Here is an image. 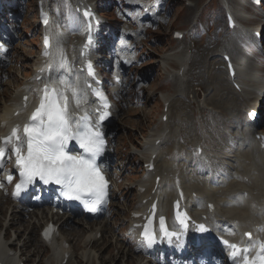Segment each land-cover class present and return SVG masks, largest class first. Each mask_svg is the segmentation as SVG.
I'll list each match as a JSON object with an SVG mask.
<instances>
[{"label": "rangeland", "instance_id": "1", "mask_svg": "<svg viewBox=\"0 0 264 264\" xmlns=\"http://www.w3.org/2000/svg\"><path fill=\"white\" fill-rule=\"evenodd\" d=\"M87 1L95 9L101 21L102 31L99 39L102 44L94 53L98 67L103 68L100 72L106 73L107 76L104 77H107L108 82H112L114 62L119 59L118 44H122L121 38L126 32L129 38L126 44L129 45L133 65L122 74L119 87L125 90L123 97L118 99L111 92L114 105L120 106V113L112 122L110 135V148L115 152L110 160L112 168L109 172L114 181L112 205L103 218L85 220L87 226L91 224L97 226L101 220L109 221L110 228L104 234V239H101L99 247L90 245L85 249L80 247L75 249L70 243L72 258L69 264H79L77 260L78 257L81 258L80 255L83 252L90 255V259L88 262L82 259L83 262L80 264H102L99 260L94 262V254L106 258V264H114L117 260L110 261V256L118 255L119 250L112 248L113 244L121 243L122 248L131 247L135 251L139 244L137 238L132 236L130 229L132 210L136 209L134 206L138 204L139 198L137 189L129 188V186L132 183L136 185L145 177L147 167L145 160L139 162L137 161V159L140 160L139 157L132 155L136 151L134 147L140 148L147 139L148 133L167 128L170 133L168 136H172V141L166 149L175 154H182V159L178 161L180 166L184 165V169L188 167V169L197 170L214 162L215 167L204 174H199L200 177L205 180L212 176V170H215L218 176H224L226 165L222 162L223 156L236 152V143L240 137L236 133L226 136V133L237 128V124L232 123L231 117L237 114L245 117L248 108L256 105V101L252 100L245 104L244 109L237 110L234 102L237 98L235 95H229L225 101L217 95L226 93L234 87L232 80H228L229 75L223 55L228 53L233 62L238 64L240 71H246L252 67L254 70L257 69L256 74L264 76V52L256 51L255 40L247 38L248 40L242 41L235 32H232L234 29L229 27L227 20L228 12L232 11L225 6V0H218L219 3L216 0ZM40 2L44 3L45 9L50 11L53 19L51 26L53 37L57 38L62 33L66 34L69 40L77 38L83 40L86 32L81 22V9L76 7L74 0H7L5 13L0 15L2 18L0 40L9 43L11 49L6 55L4 74H1L3 87L0 89V127L5 107L14 102L12 96L18 94L17 92L26 81L35 78L34 68L41 61L39 55L45 29L39 22ZM236 6L237 4H232L233 11L236 9L237 12L247 16L246 9ZM146 7L150 8L148 12L145 10ZM150 13L153 15L149 16ZM240 25L255 30L260 25H264V17L260 22H246ZM176 31H182L184 38L177 39ZM262 36L261 40L264 44V31ZM224 41L240 43V47L250 58L247 66L244 65L241 53L226 49ZM57 48L58 53L63 56L57 61V68L67 69L69 66L68 44L62 42ZM254 51L255 54L251 57ZM168 54H179L188 60L186 68L181 71L178 78H173L171 74L180 70L178 64L173 67L168 64L165 66L161 62ZM61 62L65 63V67H59ZM104 66H108V70H105ZM183 82H187L189 87L187 88ZM235 82H240L239 77ZM182 85L186 89L179 96L176 91ZM220 89L226 91H220ZM6 92L8 95H5ZM34 92H36L35 89ZM153 92L156 97L151 100ZM167 98L175 99L176 103L170 105V101H166ZM261 101V121L255 132L264 133V101L263 99ZM181 110H183V118L187 121L182 125L179 121L181 118L177 115ZM203 110H208L213 115L204 117L201 123H194L195 119L202 116ZM222 113L228 114L220 120L216 119ZM170 117L171 121H169ZM211 123L214 125L206 131L207 125ZM254 133L250 134L254 135ZM198 147H201L202 151L198 150ZM188 158H200L201 161L196 160L192 166H189ZM203 159L205 164H202ZM172 160L175 162V157H172ZM6 201L3 204L5 208L7 207L6 217L5 221L0 223V232L2 231L6 240H15L19 244V247L16 245L14 247L20 250V259L24 264H47L45 262L48 247L38 246L40 242L34 240L27 246V251H22L20 247L25 242L28 231H20V236L17 237L15 228L19 224L12 225L7 230L5 224L11 219L12 201L11 199ZM56 219H54L55 222ZM70 227L61 224L60 235L64 236ZM122 227L124 228L121 229ZM39 231L40 227L35 230L36 238ZM86 232V235L90 233L88 229ZM98 237L102 238V234ZM102 247L103 249L100 250ZM35 249L39 250V253L32 254ZM136 255L143 256L145 263L152 260V264H155V257L160 258L162 252L149 256L138 251ZM213 258L212 260H215ZM196 261L203 264L200 258Z\"/></svg>", "mask_w": 264, "mask_h": 264}, {"label": "bare ground", "instance_id": "2", "mask_svg": "<svg viewBox=\"0 0 264 264\" xmlns=\"http://www.w3.org/2000/svg\"><path fill=\"white\" fill-rule=\"evenodd\" d=\"M74 2L76 7H79L80 9H83L84 6L85 8L87 6H91V4L86 0H74ZM216 2L219 3L218 0H216ZM227 2L230 4L232 2L237 4V8L242 7L243 9H255V7L249 5L247 2L243 3L239 0H227ZM229 9L231 10L232 8ZM231 14L237 23L232 32H235V34L239 36L242 41L248 40L247 38L256 40L253 36L254 31L251 28H247L245 33H243L241 27L239 26V23H248L250 21L243 16L242 13H237L236 10H234ZM97 21L98 17H96L95 22ZM52 24L53 20L51 17V22L45 29L47 34H51L50 27ZM124 35L128 36V33L126 32ZM62 36L63 38H58V40H63V42L68 44V54L69 57H71L67 72H58V69L54 65L56 60L54 51L56 48V42H54L48 57H44L42 55V51L40 53L41 59H44V63H46L45 68L43 69L42 65H39L35 69L38 74L45 75L47 72H50V76H46L40 84L38 83L39 87H37V81H28L25 84V87L20 92H17L18 94L12 96L14 98V102L8 104L2 113L0 136L3 137L5 135L6 137L9 134L4 132L8 129V127H12V129L17 130V126L21 125V132L18 133L21 141H16V145L20 147L23 153H26L27 151V142L23 131L24 126L31 122V115L44 98L46 87L48 92L52 88L59 92L63 104L65 103L64 97H67V109L70 111V117L76 118L77 116L86 113L93 116L96 115V100L92 95H90L87 82L90 81L93 83H100L101 77L99 74H96L95 76L89 78L86 76L84 71L83 73L81 72L83 66H85L91 55L89 50L85 53L82 51L85 44V38L83 41L78 38L75 40H69L67 36ZM212 36H214V34H212ZM224 42L226 49L235 53H241L244 64L249 63L250 58L246 55V51L244 53L239 42ZM99 45H97V48ZM256 45L258 51L261 48L264 50L263 43L260 42L259 46L258 42H256ZM127 49V46L121 47L122 53L120 54V59L117 62L118 70L123 68L121 60L124 57H129L125 53ZM254 54L255 51L251 54V57H253ZM4 58L5 57L2 56L0 52V73L3 71L1 62ZM161 62L164 63L165 66L168 64L173 67L178 64L180 70L171 73L173 78H178L181 71L184 70L188 64L187 58L179 54L165 55ZM237 71L238 72L234 77V82L236 81V78L239 77L240 82H238V85L240 87H238V90L237 87H235L236 89L233 87L232 90L227 91L225 89H220V91L224 90L226 93L217 95L224 101L229 98V95H235L237 98H235L234 102L237 110L244 109L245 104L255 100L256 105L248 108L246 111V114H248V111L256 108L258 103H260L261 99L264 97V76L256 74L254 71ZM228 80H232L230 76L228 77ZM114 82L115 80L112 81L113 88L115 89L113 92H115L117 96L121 97L124 90L119 88L117 84H114ZM183 83L186 84L187 88L189 87L187 82ZM35 88L39 89L35 99H33L31 93ZM185 89L186 88L182 85L176 93L180 96L185 92ZM74 91L75 95L73 94ZM5 95H8V92H6ZM25 95H29L30 97L27 100H24ZM155 97L156 94L153 92L151 100L155 99ZM166 101H170V105H174V103H176L175 99L172 98H167ZM183 104H185V102ZM112 111L113 117H117L120 112V106H114ZM182 113L183 110L178 111L177 113V115L181 118L179 119L181 125L187 123V121L183 118ZM226 114L228 113H222L220 116L216 117V119L220 120L224 118ZM210 115H213V113L208 110H203L202 116L195 119L194 123H201L204 117ZM113 117L104 124L105 131H109L112 127ZM171 120L172 118L170 117L169 121ZM231 121L232 123L237 124V128L229 133H226V136L229 137L232 133H236L240 136L238 137L239 141L236 143V152L226 156L224 155L223 162L226 165V172L224 173V176L217 179L219 174H216L215 170H212V178L210 182L208 180L202 181L201 177L198 175L200 173H204L205 171L208 172L209 168H212L213 166L207 165L206 167L199 168L196 171L193 169H184V165L180 166V163L178 162L182 159L181 153L175 154L166 149L167 145L172 141V136H168L170 133L167 128H162L159 132L148 133L146 135L147 139L144 141L142 146L140 148L137 146L134 147L136 151L132 155L139 157L140 160L137 159V161L140 162L145 160L148 168L151 163L154 167L152 170H148L146 176L139 180L136 185L132 183L129 186V188L134 187L138 190L136 193L139 198L138 204L134 206L136 209L133 211L131 218V234H136L139 238L141 228L138 227L137 224L140 221H144L146 217L151 215H153L158 222H160L162 217H169L171 224L174 225L170 215L173 213L174 206L180 205L182 208H189L192 216L197 222L208 223L212 226L217 235L223 237L228 242V244L219 243V245H216L210 238L202 237L200 246L202 245L205 248L197 250L195 245L196 239L191 238L192 252L189 254L191 255L189 260H186V258L180 259L176 251L166 249L162 252L164 257H160L158 259V264H168L170 262L173 264H200L196 261V258L201 256L205 249L218 251V248L220 247H223L226 250V254L223 259V262H226L228 260L229 253L233 249L231 245L240 247L243 256H254L259 251L264 254V251H262L260 247L261 244H264V148L262 147V144L255 139V136L249 134L250 132L254 133L257 129V124L260 123L261 116H259L258 121L255 124L249 122L246 116L244 117L240 114L232 116ZM213 125L214 123L207 125L206 131H209ZM114 154L115 152L109 149V162L107 161L102 164L105 169H110V166L112 168L110 160H112ZM171 157H175V162L171 159ZM106 158H108V154ZM196 160L199 162L201 161L200 158H192L189 160L190 164H194ZM202 164H205L204 159ZM213 164L214 166L216 165L214 162ZM158 178H160L159 181ZM120 179L122 180L121 177ZM183 191L185 193H183ZM130 192L131 191H129V193ZM9 197L10 196L6 194L5 190L0 192V223L5 221L7 207L5 208L3 204L4 202H7L6 199L8 200ZM210 204H212V206ZM13 205L11 219L7 221L6 225L10 227L12 225L19 224L18 227L15 228L17 237L20 236V231H28L25 242L20 247L22 251H27V246L34 240L40 242L39 246L45 244L44 242V244L42 243L40 235L38 238L35 237V230L40 226H44L48 221L47 219H49L48 217L53 219L56 216L54 214L50 215L49 213H46V207H48L51 212L54 207L64 208L65 211L57 218V222H61L63 226L71 227L65 232L62 238L56 237L52 242L47 244L48 254L45 262L47 264H60L62 261V240L70 242L72 247L75 249L78 247H80V249H85L90 245L91 247H99L101 239H104V234L108 232L110 228V222L105 220H101L97 226L92 224L87 226L85 223L82 224V221L77 220V218L80 216L83 218L85 217L79 209H71L66 204H62L53 199H44L43 205L39 206L37 208L38 210H32V212L29 211L32 205L28 201L17 202ZM135 212L140 214V216L137 218L134 217ZM25 217H28V219L25 220ZM123 228L124 227L121 229ZM86 229L90 231L87 235ZM244 232H249L250 235L246 236ZM99 233L102 234V238H98ZM114 236L115 234L113 233V238H115ZM107 243H110V241H107ZM14 245L19 247V244H17L15 240H6L0 232V260L3 261V264H21L19 255L20 250L16 249ZM112 248H118L119 250L118 255L114 257L112 255L110 256V261L117 260L114 264H152L151 260L145 263L144 257L136 255V252L141 251L147 254L146 252L154 253L157 251L149 250L143 242H140L136 251L131 247L122 248L121 243L113 244ZM102 249L103 247L100 248V250ZM245 249H247L246 252L244 251ZM36 253H39V250L35 249L32 251V254ZM80 256L81 258L78 257L77 260V263L79 264L83 262V260L88 262L90 259V255H86L85 252H83ZM209 256L211 257V254H209ZM71 258L72 255L67 258L65 264H69ZM93 260L94 262L99 260L102 264H106L107 262L106 258L96 254L93 255ZM204 264H216V261L212 263L211 260H205Z\"/></svg>", "mask_w": 264, "mask_h": 264}, {"label": "snow or ice", "instance_id": "3", "mask_svg": "<svg viewBox=\"0 0 264 264\" xmlns=\"http://www.w3.org/2000/svg\"><path fill=\"white\" fill-rule=\"evenodd\" d=\"M59 67H65V63L61 62ZM73 94L75 95V91ZM100 98L104 99L102 95ZM64 100L65 103L62 106L54 90L53 95L49 96L46 87L44 98L31 115V123L24 126L27 155L21 153L20 147L14 149L16 163L21 167V182L16 185L15 194L18 195L22 187L39 178L45 183L54 182L63 185L64 195L69 199L81 200L83 195L88 193L91 199H84V203L90 211H95L96 205L104 202L106 195L107 181L96 165V158L103 152L105 141L102 134L94 131L90 125L86 126L82 132L73 133L67 114V97H64ZM107 115L104 113L99 119L103 120ZM13 138L21 141L16 129H13L10 136L5 137V143H10ZM71 140L79 144L85 155L76 157L65 151ZM4 155V150H0V157ZM8 180L10 182L12 177L9 176ZM163 224L164 221L161 218L162 228ZM200 228L204 230L203 225ZM47 234L46 231L45 235ZM144 235L151 243L152 236L147 228ZM224 243L228 242L224 241ZM231 247L236 249L237 246L231 245ZM260 247L264 251V244ZM244 251L246 252L247 249ZM257 259L260 264H264V256H258ZM245 264L249 262L246 260ZM250 264H256V261Z\"/></svg>", "mask_w": 264, "mask_h": 264}]
</instances>
